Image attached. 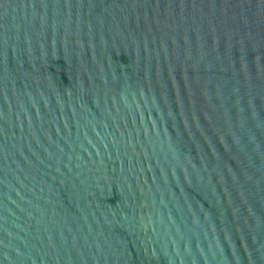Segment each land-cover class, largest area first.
Masks as SVG:
<instances>
[{
  "label": "water",
  "instance_id": "1",
  "mask_svg": "<svg viewBox=\"0 0 264 264\" xmlns=\"http://www.w3.org/2000/svg\"><path fill=\"white\" fill-rule=\"evenodd\" d=\"M0 264H264V0H0Z\"/></svg>",
  "mask_w": 264,
  "mask_h": 264
}]
</instances>
